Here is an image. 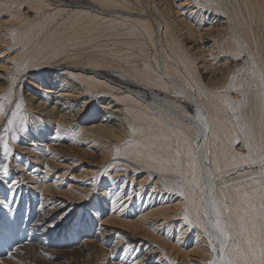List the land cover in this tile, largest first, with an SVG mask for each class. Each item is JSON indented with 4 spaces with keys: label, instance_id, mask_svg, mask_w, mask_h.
I'll return each instance as SVG.
<instances>
[{
    "label": "bare ground",
    "instance_id": "obj_1",
    "mask_svg": "<svg viewBox=\"0 0 264 264\" xmlns=\"http://www.w3.org/2000/svg\"><path fill=\"white\" fill-rule=\"evenodd\" d=\"M52 1L0 0L2 247L7 234L23 241L30 257H61L66 252L41 249L64 226L43 206L84 199L96 188L86 179L98 172L109 182L99 187L108 213L100 217L99 206L91 208L99 224L110 223L113 234L117 223L127 225L129 250L143 235L166 248L160 255L159 247L150 248L152 262L123 251L126 264H166L162 253L169 264H178V255L182 264L219 260L205 231L215 235L208 223L216 219L213 199L234 236L243 219L245 239L253 229L254 239L261 238L264 0ZM16 103L18 116L4 124ZM29 201L26 230L17 233L15 221ZM177 222L176 241L166 246L161 230ZM188 230L195 240L187 251L178 245ZM94 240L78 238L73 249L87 250Z\"/></svg>",
    "mask_w": 264,
    "mask_h": 264
},
{
    "label": "rangeland",
    "instance_id": "obj_2",
    "mask_svg": "<svg viewBox=\"0 0 264 264\" xmlns=\"http://www.w3.org/2000/svg\"><path fill=\"white\" fill-rule=\"evenodd\" d=\"M44 1L45 2L48 1L49 3L53 2L52 0H44ZM65 2H68L71 4L72 3H88V0H65ZM6 54H7V51H6ZM93 68L110 74L109 73L110 70H107V69L104 70V69H100L98 67H93ZM18 88H19V86H17L15 88V92H14L15 96L17 95ZM24 88H25V86L21 85L20 91H21L22 95L24 94V90H25ZM146 91H147V93L145 92V96H147V99H149L150 97L148 95V90H146ZM4 104H5V102H4ZM8 108L11 109L10 106ZM10 109H7V111H6L7 116L9 114ZM5 120H6V118L4 119V122H3L4 124H5ZM11 158H12V156L9 157L8 160L11 161ZM70 175H72V173L68 174L65 179L60 181L59 185L61 187H59V190L62 191L63 189H66L65 184H66V181H68V177ZM91 179L94 181L93 183L97 189L95 188L93 191H88L87 196L84 199L77 201L74 198L65 197V198H68L69 200L68 199L64 200V198H62V197H60V195H58V194H60L58 192V194L56 195L58 197L55 196V199H58L57 201H61V200L63 201L64 200L63 201L64 204H58L57 203L58 204L57 205V204L51 203L50 201H47L48 203L46 204V206H43L44 212L47 211V213L49 214L48 218L50 220L52 219L54 221H58L59 223L63 222L64 226H62L60 228V230H58V231L56 229L54 237L51 240H49L48 243H45L46 246L41 248V249L44 251V249L49 250L51 248V250L63 251L66 253H63V255H61V257L55 258V257H52L50 255L49 256L46 255L40 249V251H38V252L39 253L42 252L40 255H43L44 256L43 258H41V257H35V258L30 257L32 255V252H30L31 249L28 248V246H23V245H25V243H23V241H19V242H17L18 243L17 244L11 240L10 236H8L7 234H5V235L2 234L3 238L6 241V245L4 247H2V244H0V260H1L0 264H4V263L5 264H21V263L22 264H112V263L126 264L125 260H122L123 251L126 252L127 255H129V253L134 255V257H133L134 259L138 258L139 256L141 257L142 255H146L144 260H148V261L152 262V261H155L152 258H156L152 254H150L151 249L153 247H159L158 252H157L158 255H160V253H161L160 251H162V252L166 251V248L161 244V242H159V240H154V238H152V237L150 238L149 236H144V235L139 237V239L136 240L135 245L133 247H131V249L129 250V248L127 246H125L126 245L125 243H127L129 240L128 239V237H129L128 231L130 230L127 227V225L117 223L114 226H116L115 228L118 231L115 234H113V233H110V231L106 229V227H108V226L110 228H112L111 225H108L110 223L99 224V219L95 218L94 214L91 213L92 212L91 208L93 206H97V207L99 206V209L101 210V212L99 213V214H101V215H99L100 217H103L104 215H106L108 213L109 209L108 208H107L108 210L105 209L106 206L103 203L104 201H103L102 197L99 195V191H100L99 187L103 186L106 183L107 184L109 183L108 182V175L106 173L98 172L94 175V177L93 176H92V178L89 177L86 180L92 181ZM150 185H152V182L149 185H145V187L143 188L144 191L146 189L145 195H148L147 188H150L151 187ZM56 193H57V191L53 190L50 193V195L52 194V196H54V194H56ZM169 195L170 196L172 195V198L175 197V194L173 195L171 193ZM96 196H99V197L96 198ZM71 199L76 201V202H73ZM30 206H31V202L29 201L28 205L26 207L27 210L25 209V213L23 215L20 213L18 214L17 220L15 221L16 227L14 228L17 233H20L22 230H26L25 225L27 223L28 215L30 214L29 213L30 212ZM37 208H39L38 205H37ZM102 210H103V213H102ZM127 211H131L130 215L134 216V213L132 212V204L131 203L128 205ZM79 215H81L79 223L74 224V219L76 217L78 219ZM172 224H173L172 231L171 230H165V228H163L161 230V233L158 231V233H160V235L162 237L165 236L166 240L168 241V244H166V246H168L170 242L174 244L176 241V238H177L176 232L178 229L179 222H177V224L176 223H172ZM68 225H72V226L74 225L73 229H68L67 228ZM72 226H70V228H72ZM3 227L5 228L6 225H3ZM100 227H101V231L99 230ZM103 228H105L104 232L102 231ZM69 230L72 232V237H71ZM108 231H109V233H108ZM78 233H79V235H78ZM165 233L167 234V237H166ZM102 234L104 237L102 236ZM137 234H138V236H140V233H137ZM85 236L90 237V238H95L94 243L92 245L88 246L87 250H85L83 248L73 249V248H76L77 246H79L80 243L82 242V241H79V243L76 246H72L75 244L76 239L83 238ZM7 237L9 238L8 239L9 241L7 240ZM190 237H191V231L188 230L187 232L184 233V235H182L181 238H182L183 242L179 243L178 246L180 248L186 249L188 251L190 249V247L193 246L194 240H195L194 238H192V237L190 238ZM49 239H50V237H49ZM73 239H74V241H73ZM121 239H123L124 243L123 244L120 243L119 245H117L116 241L121 242ZM0 241H1V238H0ZM49 243H51V244H49ZM40 244L43 245V243H40ZM115 246H117V247H115ZM32 248H34L33 251L36 252V248L35 247H32ZM164 248H165V250H164ZM217 255H218V253H217ZM161 256L163 257L164 261L166 260L165 263L169 264L170 258H168L163 253L161 254ZM179 256L180 255H178L176 257V259H177L176 261L178 264H182V262L180 263L181 256L180 257ZM8 257H9V259L5 260ZM189 257L191 258L192 262L198 261V258L191 253L189 254ZM167 258H168V260H167ZM23 259H25V260H23ZM21 260H22V262H21Z\"/></svg>",
    "mask_w": 264,
    "mask_h": 264
},
{
    "label": "snow or ice",
    "instance_id": "obj_3",
    "mask_svg": "<svg viewBox=\"0 0 264 264\" xmlns=\"http://www.w3.org/2000/svg\"><path fill=\"white\" fill-rule=\"evenodd\" d=\"M21 107V103L15 104L16 110L11 112V118H6L7 125H12L14 123V120L18 116ZM0 113H3L2 104H0ZM4 148L7 152L8 145L6 143L4 145ZM8 174L9 169L7 167H4L3 175L8 176ZM208 203L212 205V212L216 215L215 220L208 221V223L211 225V228L215 229V235L207 228L205 229V231L208 234L209 243L212 244L211 250L213 252L218 251L220 253L219 260H211L209 264H264V235H262V237L258 240L254 239L255 231L253 229L252 232H249L247 234V238L245 239L247 229L242 219L239 225V231L234 236L230 231V228L232 226L229 223L222 222V220L220 219L221 213L219 207L217 206V201L213 199ZM0 207L3 206L0 205ZM261 207L264 208V205H262ZM204 215H209L208 208H205ZM183 219L188 224L192 223L188 215H185ZM248 223H251V221H249ZM236 237H240L241 242H236ZM216 241H219V249H217L216 247ZM229 242H232L231 250L229 249ZM144 264H147V262H144Z\"/></svg>",
    "mask_w": 264,
    "mask_h": 264
}]
</instances>
